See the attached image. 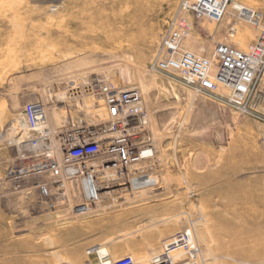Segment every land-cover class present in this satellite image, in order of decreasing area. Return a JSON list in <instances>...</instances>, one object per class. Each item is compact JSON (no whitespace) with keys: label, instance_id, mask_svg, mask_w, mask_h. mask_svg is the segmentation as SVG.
Wrapping results in <instances>:
<instances>
[{"label":"rangeland","instance_id":"1","mask_svg":"<svg viewBox=\"0 0 264 264\" xmlns=\"http://www.w3.org/2000/svg\"><path fill=\"white\" fill-rule=\"evenodd\" d=\"M178 5L0 0V264H88L94 247L147 264L187 226L198 264H264V120L152 69ZM242 8L264 25V0H229L219 21L182 15L176 49H246ZM27 102L44 147L22 143Z\"/></svg>","mask_w":264,"mask_h":264},{"label":"built area","instance_id":"2","mask_svg":"<svg viewBox=\"0 0 264 264\" xmlns=\"http://www.w3.org/2000/svg\"><path fill=\"white\" fill-rule=\"evenodd\" d=\"M228 3L229 0H179L177 16L161 36L159 57L154 60L152 69L174 72L188 88L210 94L244 114L264 120V25L261 13L247 8L233 10L234 17L239 20L254 26L260 23L256 26L255 39L244 50L228 43L216 44L210 56L176 49L181 38L179 29L189 27L182 15L219 21L225 15ZM22 114L30 139L22 143L32 148L46 146L51 129L45 108L38 102H27ZM193 236L190 226L176 232L162 243L161 250L147 264H198V247ZM90 252L92 259L88 264H137L131 256L113 258L98 247L91 248Z\"/></svg>","mask_w":264,"mask_h":264},{"label":"bare ground","instance_id":"3","mask_svg":"<svg viewBox=\"0 0 264 264\" xmlns=\"http://www.w3.org/2000/svg\"><path fill=\"white\" fill-rule=\"evenodd\" d=\"M255 24H256V22H255ZM256 25H258V24H256ZM142 208H143V207H142ZM231 239H232V237H231ZM247 240H249V238H248ZM250 240H251V239H250ZM252 240H254V239H252ZM231 241H232L231 243H232V244H235V245H236V244H240V243H242V242L245 243V240H244V239L236 238V237L233 238ZM260 242H262V241H260ZM260 242H258V244H259ZM231 243H230V244H231ZM256 243H257V242H256ZM259 245H260V244H259ZM254 247H255V246H254ZM260 249H264V247H261ZM154 255H155V254H154ZM154 255H153V256H154ZM236 255H239L237 251H235V252L232 253V256H233V257L236 256ZM153 256H152V257H153ZM152 257H151V258H152ZM151 258H150V259H151ZM254 258H256V256H254ZM214 260H215V259H214Z\"/></svg>","mask_w":264,"mask_h":264},{"label":"crops","instance_id":"4","mask_svg":"<svg viewBox=\"0 0 264 264\" xmlns=\"http://www.w3.org/2000/svg\"><path fill=\"white\" fill-rule=\"evenodd\" d=\"M11 183H12V185L10 184V186L13 187V188H15L16 185H14V184H16L17 182L13 180V181H11ZM41 187H42V188H43V187L47 188V187H48V186H47V183L45 182V185H44V186L42 185ZM30 196H32V195H30ZM33 196H34V195H33Z\"/></svg>","mask_w":264,"mask_h":264}]
</instances>
